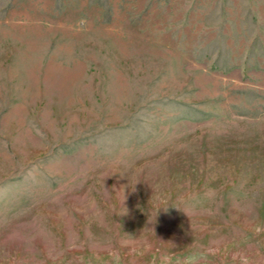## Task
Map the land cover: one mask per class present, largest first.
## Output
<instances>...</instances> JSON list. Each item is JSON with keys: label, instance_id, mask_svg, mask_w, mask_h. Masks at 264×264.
<instances>
[{"label": "rangeland", "instance_id": "obj_1", "mask_svg": "<svg viewBox=\"0 0 264 264\" xmlns=\"http://www.w3.org/2000/svg\"><path fill=\"white\" fill-rule=\"evenodd\" d=\"M264 264V0H0V264Z\"/></svg>", "mask_w": 264, "mask_h": 264}, {"label": "clouds", "instance_id": "obj_2", "mask_svg": "<svg viewBox=\"0 0 264 264\" xmlns=\"http://www.w3.org/2000/svg\"><path fill=\"white\" fill-rule=\"evenodd\" d=\"M159 260H160V264H173V258L170 255H168L167 253L162 254L159 257ZM187 264H191V261L189 260L187 262Z\"/></svg>", "mask_w": 264, "mask_h": 264}]
</instances>
